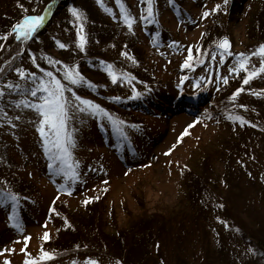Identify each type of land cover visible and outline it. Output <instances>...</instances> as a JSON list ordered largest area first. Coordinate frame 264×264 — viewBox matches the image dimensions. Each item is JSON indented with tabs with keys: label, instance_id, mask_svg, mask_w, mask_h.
<instances>
[{
	"label": "rangeland",
	"instance_id": "1",
	"mask_svg": "<svg viewBox=\"0 0 264 264\" xmlns=\"http://www.w3.org/2000/svg\"><path fill=\"white\" fill-rule=\"evenodd\" d=\"M47 1L19 0L21 9L17 0H0V36L10 33L0 40V87L7 81L28 83L16 67L39 74L30 53L41 69L54 68L58 78L62 66H50L47 58L76 64L93 83L72 90L124 123L117 129L101 116L99 127L89 113L74 115L68 128L74 130L71 151L79 161V179L63 182L70 189L78 187L54 201L55 211H63L53 213L45 226L55 195L47 176H62L46 165L37 114L16 103L25 96L30 101V93L5 89L0 97V185L10 184L32 198L25 201L20 221L11 213V202L10 213L4 208L7 196L0 194V264L6 259L10 264L39 261L41 249L67 252L40 264H264V72L244 83L245 72L230 71L239 62L235 54L255 53L264 43V0H178L181 8L175 0H153L150 18L141 0H62L52 11L44 7ZM217 4L219 10L202 16ZM121 5L135 17L131 30L123 22ZM69 7L80 10L79 22ZM38 13H45L43 24L27 41H18L11 25ZM78 23L86 37L83 50L76 43ZM224 35L233 46L223 51L221 62V51L214 46ZM189 46L193 57L209 59L215 52L216 61L202 59L200 67L184 71ZM262 59L248 56L246 65L258 68ZM212 63L223 65L222 74L230 75L221 91L215 87L223 76L216 70L210 91L189 98L200 103L187 106L184 97L176 98L179 86L195 90L192 80ZM237 88L241 91L229 99ZM134 90L143 101L148 97L147 109L142 107L147 114L125 107ZM4 114L11 123L3 120ZM86 197L99 199L85 204ZM65 217L72 227L65 226Z\"/></svg>",
	"mask_w": 264,
	"mask_h": 264
},
{
	"label": "snow or ice",
	"instance_id": "2",
	"mask_svg": "<svg viewBox=\"0 0 264 264\" xmlns=\"http://www.w3.org/2000/svg\"><path fill=\"white\" fill-rule=\"evenodd\" d=\"M120 4L121 0H116ZM228 0H223L224 4H227ZM19 4V0H17ZM98 3H102V0H98ZM142 4L146 5L147 18H150L153 15V0H141ZM21 9L23 5L19 4ZM220 4L215 5L211 10L205 9L202 13L203 17L209 15V11H217L220 8ZM111 11V9H106ZM70 13L76 18V21L79 22L82 19V13L76 7H69ZM121 15L123 22L128 26L129 30L132 29L133 22L135 17L130 13L126 12L124 7L121 5ZM45 13L41 14H32V15H23L16 23L11 25V33H13L18 41H27L32 37L33 33L40 27L44 22ZM9 32L3 33L0 36V40H6L9 36ZM86 42V37L83 32V23H78L77 30V46L80 50L84 49ZM61 48H66L68 45L60 43L57 41ZM178 43V42H177ZM218 46L222 49L219 59L221 62L224 61L225 55L223 50H227L230 47V41L228 37H222L218 42ZM0 47H3L0 44ZM25 49L21 48V51ZM197 52L200 53L201 49L197 48ZM123 55H128L126 52H122ZM259 54L261 57H264V43H261L257 46L255 53H237L239 62L236 67L230 68V71L233 73L239 74L240 70L245 72L243 76V82L247 83L249 79L261 72H264V59L261 60V63L258 68L249 69L246 65V59L248 56ZM212 57H216V53H211ZM32 63L36 65V68L39 69V74L37 72H29L23 67H16V74L23 80L28 81L26 84L13 83L12 81H7L4 87H0V97H4L7 93H18L22 88L24 93H30L32 99L29 101L27 96L23 99L16 101L17 104H26L28 108L35 111L38 116L36 121L37 131L42 137L43 152L48 156V167H55V172L57 175H61L65 180H78L79 173L76 170V165L79 163L78 160L73 158V153L71 148L74 146L75 137L72 134L74 130H69L68 124L74 118L76 113H89L92 116L100 118L101 116L106 118L112 125V127L119 129L120 126L124 123L118 118H114L107 109L103 108L99 103L94 100L78 95L73 91V87L76 85L87 84L88 86L92 85V81L86 80V78L79 72L78 65L76 64H66L63 61H57L55 58H47V62L50 66H55L57 64L62 66L63 76L58 78L54 73V68H45L41 69L40 65L36 63V58L34 54L30 53ZM134 59V58H133ZM197 60L199 63H204L203 60L199 59V56L193 57L192 47H188V58L184 61L181 67H195L194 63H189L190 60ZM7 63V62H6ZM112 65H108L109 74L113 82H116L118 76L112 71ZM125 76L127 74H124ZM187 76H183L182 79H187ZM226 84L228 82V76L221 77ZM205 77H201L200 80H204ZM62 80L64 82H62ZM131 81H129L130 83ZM241 91V88L235 89L229 99H233ZM69 93V95H66ZM133 95H137L135 90ZM12 101H9L11 104ZM240 107H245L241 105ZM3 109L0 108V112ZM231 119L240 120L243 122V116H231ZM3 120L11 123V119L7 114L3 115ZM171 151V149H169ZM185 167H187L185 165ZM106 183V181H105ZM58 190L63 189L66 192L70 190L65 185H57ZM106 191V189H104ZM11 200L16 201L19 198L18 193H11L9 197ZM93 199H99V197H86L83 203L87 204ZM13 209H15V203L13 204ZM52 211L55 212V208H52ZM217 219H220L217 217ZM47 221L45 222V226ZM70 222L65 217V226H69ZM19 228V225L17 224ZM22 231V229H21ZM29 236H24V241L29 240ZM49 233L45 231L43 233V239H49ZM11 249H7L10 251ZM21 251H26V248H22ZM30 255V254H29ZM53 256V253L41 249L40 260L36 258L24 260V264H40V261L44 259H50ZM5 264H10L9 260H5ZM91 264H99L96 260H91ZM116 264H122V262L117 261Z\"/></svg>",
	"mask_w": 264,
	"mask_h": 264
},
{
	"label": "trees",
	"instance_id": "3",
	"mask_svg": "<svg viewBox=\"0 0 264 264\" xmlns=\"http://www.w3.org/2000/svg\"><path fill=\"white\" fill-rule=\"evenodd\" d=\"M19 184V183H18ZM16 193H18V194H22L23 193V191H19V190H16L15 191ZM57 205H55V207H56ZM61 211H63V209H60V207H58V210H56V214H57V212H61ZM73 218H71V220H72ZM75 220H77L76 218H75ZM73 221H74V219H73ZM69 227H72V222L70 221V226ZM97 230H99V232H100V230H101V226H98V229ZM93 231V230H92ZM94 232V231H93ZM43 240V239H42ZM97 244H99V245H101L100 243H97ZM55 245V244H54ZM44 246V245H43ZM46 247V246H45ZM55 249H52V251H50V252H53ZM59 250V249H58ZM58 250H55V251H58ZM262 251V250H261ZM263 252V251H262ZM264 253V252H263ZM138 264V263H137Z\"/></svg>",
	"mask_w": 264,
	"mask_h": 264
},
{
	"label": "bare ground",
	"instance_id": "4",
	"mask_svg": "<svg viewBox=\"0 0 264 264\" xmlns=\"http://www.w3.org/2000/svg\"><path fill=\"white\" fill-rule=\"evenodd\" d=\"M204 38V37H203ZM203 42V41H202ZM215 47V46H214ZM90 245V244H89ZM89 248H91L92 247V245H90V246H88ZM92 250H95V248H92Z\"/></svg>",
	"mask_w": 264,
	"mask_h": 264
}]
</instances>
